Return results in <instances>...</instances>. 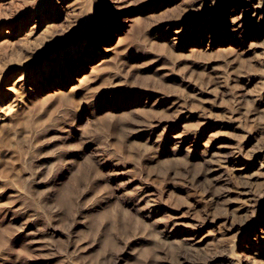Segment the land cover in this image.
Segmentation results:
<instances>
[{
    "label": "rangeland",
    "instance_id": "374dc122",
    "mask_svg": "<svg viewBox=\"0 0 264 264\" xmlns=\"http://www.w3.org/2000/svg\"><path fill=\"white\" fill-rule=\"evenodd\" d=\"M0 264H264V0H0Z\"/></svg>",
    "mask_w": 264,
    "mask_h": 264
},
{
    "label": "bare ground",
    "instance_id": "6f19581e",
    "mask_svg": "<svg viewBox=\"0 0 264 264\" xmlns=\"http://www.w3.org/2000/svg\"><path fill=\"white\" fill-rule=\"evenodd\" d=\"M246 12H247V11H244V12L241 13V14H242V16H241L242 19H241V20L245 19L246 15H247ZM247 13H248V12H247ZM246 21H247V20H246Z\"/></svg>",
    "mask_w": 264,
    "mask_h": 264
}]
</instances>
